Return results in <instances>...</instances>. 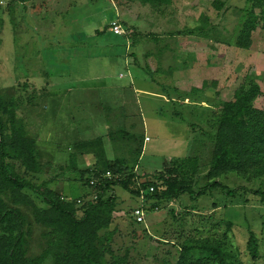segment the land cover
Listing matches in <instances>:
<instances>
[{
  "label": "rangeland",
  "instance_id": "rangeland-1",
  "mask_svg": "<svg viewBox=\"0 0 264 264\" xmlns=\"http://www.w3.org/2000/svg\"><path fill=\"white\" fill-rule=\"evenodd\" d=\"M143 1L0 0V93L13 95L18 118L38 141L40 171L27 175L32 182L54 179L49 186L71 199L88 192L67 171L68 145L101 137L106 157L135 164L143 181L171 159L197 156V192L208 183L215 105L231 99L249 76L261 91L254 106L264 110V33L253 31L248 48L234 42L243 0H220V8L217 0ZM205 17V29L190 33ZM112 20L125 34L109 30ZM91 162L79 159L81 168ZM258 188L264 189V176L226 174L195 198L157 203L136 224L137 199L116 187L115 255L126 254V264H176L183 244L222 239L231 222L237 257L250 264L248 229L264 244ZM25 212L35 256L44 229Z\"/></svg>",
  "mask_w": 264,
  "mask_h": 264
},
{
  "label": "trees",
  "instance_id": "trees-1",
  "mask_svg": "<svg viewBox=\"0 0 264 264\" xmlns=\"http://www.w3.org/2000/svg\"><path fill=\"white\" fill-rule=\"evenodd\" d=\"M147 1L153 2H143ZM243 1L234 42L239 48H248L253 31L260 29L264 33V0ZM214 5L220 8L224 2L217 0ZM208 22L205 17L189 32L204 30ZM203 89L192 87L196 92ZM260 93L258 84L246 76L231 99L215 105L211 122L213 146L205 175L208 183L197 192L192 188L193 177L199 168L197 156L171 159V165L166 164L156 172L153 180L143 181L144 178L135 173V164H128L121 157L109 160L103 139L95 137L77 139L68 145L67 171L75 175L73 180L88 190L72 199L49 186L54 179L35 183L27 177L40 171L38 141L29 135L18 118L13 95L0 93V264H126V254L117 256L112 247L116 231L111 229L112 214L118 205L116 187L137 199L134 208L141 207L148 212L159 208L157 203H167L184 194L193 198L204 194L215 184V179L226 174L246 179L263 177L264 110L254 106ZM3 116H6L5 120ZM120 132L125 138L136 140L134 134ZM109 134L111 139L120 135ZM83 156L92 159L90 166L80 167L79 159ZM107 171L111 177L104 176ZM90 180L95 181L94 185H90ZM151 186L154 190L150 192ZM142 190L146 192L143 203L139 201ZM235 192L229 191V194ZM253 193L264 203V189L258 188ZM134 208L131 210L132 221L140 224L133 216ZM27 210H30L33 222L44 229L42 245L35 256L29 251L32 230ZM231 228L232 223L227 222L222 239L183 244L176 264H245L237 257L238 248ZM262 245L256 232L248 229L246 250L250 264L259 261L264 264Z\"/></svg>",
  "mask_w": 264,
  "mask_h": 264
},
{
  "label": "built area",
  "instance_id": "built-area-1",
  "mask_svg": "<svg viewBox=\"0 0 264 264\" xmlns=\"http://www.w3.org/2000/svg\"><path fill=\"white\" fill-rule=\"evenodd\" d=\"M109 30L115 35L125 34V31L123 30L120 23L118 21H115V20H112L110 22ZM144 140L146 141V140H148V138L145 137ZM104 176L111 177V173L109 171H107ZM94 183H95L94 180H90V185H94ZM153 190H154L153 186L149 187L150 192ZM145 194H146V192H144L143 190L140 192L139 201L142 203L145 202ZM92 196L94 198H96V194H93ZM155 209H158V207H155ZM144 215H145L144 209H142L141 207L134 208L133 216L135 217L136 222H138V223L144 222Z\"/></svg>",
  "mask_w": 264,
  "mask_h": 264
},
{
  "label": "crops",
  "instance_id": "crops-1",
  "mask_svg": "<svg viewBox=\"0 0 264 264\" xmlns=\"http://www.w3.org/2000/svg\"><path fill=\"white\" fill-rule=\"evenodd\" d=\"M116 19H117V17H116ZM118 20V19H117ZM156 55V54H155ZM92 138H95V137H92ZM92 138H90V139H92ZM83 140H85V139H83Z\"/></svg>",
  "mask_w": 264,
  "mask_h": 264
}]
</instances>
